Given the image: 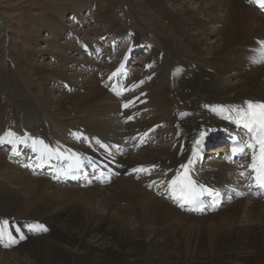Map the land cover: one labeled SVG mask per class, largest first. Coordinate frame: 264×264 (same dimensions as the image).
Listing matches in <instances>:
<instances>
[{"label":"bare ground","instance_id":"obj_1","mask_svg":"<svg viewBox=\"0 0 264 264\" xmlns=\"http://www.w3.org/2000/svg\"><path fill=\"white\" fill-rule=\"evenodd\" d=\"M147 2L193 53L183 54L192 56L195 65L181 59L178 45L166 44L161 56L152 49L145 64L158 62L157 73L124 87L129 94L121 97L112 93L119 84V66L113 63L104 66L99 78L91 71L68 77L44 66L40 76L54 73L64 84L50 111L33 101L30 89L8 77L2 82L12 103L5 114L0 112V137L10 131L23 142L0 144L13 149L5 156L0 152V264H264V202L247 182L251 150L234 163L225 160V145L210 148L208 157L199 154L204 141L221 136V130L248 141L247 130L225 117H234L232 109L245 107L246 101L264 103V60L256 62L264 14L249 0H195L194 8L184 0ZM68 10L79 19L81 8L69 3ZM96 15L107 16L103 11ZM64 26L55 22L51 27L56 35ZM6 32L0 18L3 66ZM78 43L77 53L94 54V47ZM67 135L75 141H66ZM145 138L160 145L147 143L139 152L125 153ZM35 140L59 155L45 162L33 151L22 158L29 161L26 170L16 166L14 149L29 144L33 150ZM194 153L189 174L224 195V212L221 205L217 212L188 213L170 195L168 182ZM63 159L69 160L62 165ZM100 163L114 172L111 182L119 177L114 185L95 182L93 170ZM48 165L51 175L40 177ZM87 169V183L60 186ZM126 173L139 177H123ZM10 240L13 251L5 250Z\"/></svg>","mask_w":264,"mask_h":264},{"label":"rangeland","instance_id":"obj_2","mask_svg":"<svg viewBox=\"0 0 264 264\" xmlns=\"http://www.w3.org/2000/svg\"><path fill=\"white\" fill-rule=\"evenodd\" d=\"M184 2L190 7H195V0H184ZM69 3L74 5V8H81L79 15L81 18L76 19V16L70 10L66 11ZM176 6H179L178 3ZM101 11L107 16L101 18L96 15ZM51 15L50 19L49 16ZM0 18L7 29L3 37L7 48L4 66L1 65L0 61V112L4 114L12 103L9 95H5L4 90L1 89V84L6 77L10 82L15 81L30 89L33 101L42 107H47H43L44 110L50 111L55 108L56 94H58L56 92L64 84L55 77L57 74L48 72L40 76L39 71L44 66L51 68L56 73L57 71H64L68 77L79 73L78 71L82 74L91 71L89 75L95 77L106 68L104 66L107 64L113 63L120 67V55L126 51H132L134 53L130 55L132 58L128 64L130 67L128 69L132 72V83L130 84L140 78H143V81L146 82L151 74L154 76L157 73L156 69L158 68V62L145 64L146 58L149 59L152 49L158 51V56H161L163 50H166V44L173 47L178 45L182 51L181 59L189 65H195L192 56L187 55H193V53L174 35L173 30L167 27V22L159 17V13L154 10L147 0H0ZM103 19L104 22L101 21ZM55 22L65 25L57 30L58 34L56 35L51 27ZM75 30L77 32H74ZM120 30L124 32L115 33ZM75 34L78 35L75 36ZM127 34H131L133 38L129 39ZM167 36H169V39L165 38ZM77 41H82L91 47L97 46L100 48L99 52H102L103 55L97 53L96 56L98 60L99 57H102L99 60L100 62L97 59L87 57L86 52L83 50L77 53L78 51L73 49L76 45L79 46ZM136 42L139 43L138 46L130 47L137 44ZM67 47L69 48L67 49ZM57 54L62 57L60 60L57 59ZM202 56L206 57L208 55L203 54ZM69 57L75 58L78 65L71 63ZM107 57L110 58V61L106 60ZM86 63H88V66ZM119 67L118 71H120ZM208 67V65H203L204 69H209ZM240 78V76L236 77V79ZM20 90L25 92L24 89ZM76 91L79 92V88H76ZM112 93L115 97H121L129 94V91L122 88L121 96H117L119 89L115 87ZM221 132L224 131L221 130ZM71 138L67 135L66 141L74 142L75 140ZM160 142L151 141L146 146H159ZM146 146L141 147L139 150H134L135 147H126L125 153L139 152ZM124 149H121V152ZM0 152L5 156L9 152L8 146L0 148ZM27 153H30L29 148ZM205 154H207L206 157L209 156L207 151ZM41 176L46 178V175ZM125 176L131 177L132 174L126 173L123 177ZM132 177L137 180L139 176L136 174ZM115 179L107 185H114L117 181ZM71 185L74 184L60 186ZM226 205H222L220 212L226 210ZM218 209L214 212H217ZM15 248L11 244L5 250L13 251Z\"/></svg>","mask_w":264,"mask_h":264},{"label":"snow or ice","instance_id":"obj_3","mask_svg":"<svg viewBox=\"0 0 264 264\" xmlns=\"http://www.w3.org/2000/svg\"><path fill=\"white\" fill-rule=\"evenodd\" d=\"M250 3H254L257 7L264 10V0H249ZM262 46L260 59L256 62L264 60V41L259 42ZM114 73L113 75H115ZM246 107H235L232 111L235 113L234 117H225L230 119L237 126H241L247 130L249 134L248 141L241 140L237 146L232 148L233 155L239 153L246 155V149L251 150V163L246 167L250 170V177L255 181V184L261 188H264V103H254L251 101L245 102ZM127 106V105H125ZM204 134L201 133V136ZM23 142L19 138L15 137V134L8 132L4 137H0V144ZM200 140L196 143L200 144ZM15 151V149H14ZM33 151L40 154L41 159L51 158L53 155H59L58 150L51 149L48 145L44 144L41 140L33 141ZM45 162L47 160L45 159ZM195 153L193 157H190L187 164L181 165L183 171H178L176 176L168 182V191L170 195L179 202L197 204L200 202V197L205 193L211 194L213 190L206 188L202 184H198L189 174L191 166L195 163ZM76 166L79 167V161L76 162ZM136 171H148L147 169H137ZM243 177L245 172H241ZM219 195V193H216ZM193 210H203L193 209ZM33 230H45L42 226H33ZM3 233L0 232V235ZM23 239V237H21Z\"/></svg>","mask_w":264,"mask_h":264}]
</instances>
